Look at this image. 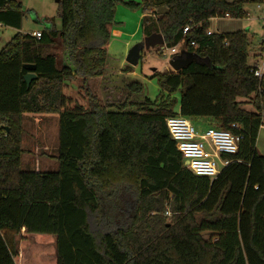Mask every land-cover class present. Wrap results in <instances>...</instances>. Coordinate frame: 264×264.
<instances>
[{
    "label": "trees",
    "instance_id": "16d2710c",
    "mask_svg": "<svg viewBox=\"0 0 264 264\" xmlns=\"http://www.w3.org/2000/svg\"><path fill=\"white\" fill-rule=\"evenodd\" d=\"M57 2L59 26L48 21L39 39L18 31L0 50V264H17L28 234L54 237L56 264H264V82L252 73L264 44L250 64L246 30L207 34L210 19L243 18L263 0ZM118 3L140 9L143 36L184 40L197 58L153 72L155 99L124 76L132 66L109 67ZM23 16L19 0H0L1 24L21 29ZM72 80L84 104L70 105ZM23 113L58 114L56 170L20 169ZM178 113L242 135L215 178L184 166L165 124Z\"/></svg>",
    "mask_w": 264,
    "mask_h": 264
},
{
    "label": "rangeland",
    "instance_id": "374dc122",
    "mask_svg": "<svg viewBox=\"0 0 264 264\" xmlns=\"http://www.w3.org/2000/svg\"><path fill=\"white\" fill-rule=\"evenodd\" d=\"M24 11L21 29L9 27L0 23V50L19 31L21 33L31 32L43 28L47 22L60 25L59 7L57 0H19ZM138 2L140 0H134ZM233 1V0H228ZM253 4H246L245 10L249 16L243 18H217L209 25V30L214 33L233 32L246 30L249 39L248 63L255 59L252 52L258 51L261 41L264 40V12L258 17V12H252ZM256 11L259 9L256 8ZM264 11V10H263ZM141 11L137 8H129L123 4H116L114 23L109 28L108 53L115 55V63L109 67L123 68L127 64L125 56L130 47L142 40L143 34L140 28ZM161 47L156 46L148 50L142 49L141 58L132 71L124 74L129 79L138 81L144 88L145 95L155 99L159 93V85L156 77L152 74L155 71L163 72L171 70L169 67L168 51L164 55ZM263 54V50H262ZM264 55V54H263ZM262 56L259 62L262 60ZM261 60V61H260ZM110 68V69H111ZM78 84H81L80 82ZM75 85H77L75 83ZM68 88V86H66ZM66 90L70 100L76 103L86 101L84 87L76 88V92ZM91 91L100 95L99 80L91 82ZM73 105V104H72ZM71 105V106H72ZM178 104L175 105L177 110ZM244 108L253 110L248 101ZM58 116L52 113H23L21 116L20 147L22 150L20 169L22 171H54L57 168L55 159L58 152ZM255 148L257 152L264 155V126L258 131ZM167 215V214H166ZM169 215V214H168ZM21 240L18 249V264H56L54 237L41 234H32ZM44 236V237H41Z\"/></svg>",
    "mask_w": 264,
    "mask_h": 264
},
{
    "label": "built area",
    "instance_id": "2783aa9c",
    "mask_svg": "<svg viewBox=\"0 0 264 264\" xmlns=\"http://www.w3.org/2000/svg\"><path fill=\"white\" fill-rule=\"evenodd\" d=\"M256 7L257 9H264V0L261 3H257ZM224 17L229 16L225 14ZM188 30L189 26H186L182 32L186 33ZM210 33L211 30H208L207 34ZM31 34L36 39L41 36L39 30L32 31ZM183 43L184 40H180L175 46L170 48L163 44L160 46L161 53L164 55L168 51L169 59H171L175 53L183 50L181 49ZM190 44H194V42L191 41ZM263 54V60L261 59L262 61L260 60L261 62L257 63L252 69L253 75L260 79L263 78L264 73ZM165 124L176 149L182 155L184 166L195 175L206 176L210 179L215 178L221 172V169L230 163L231 159L226 156L237 153L242 139L241 134L234 133L229 129L208 126L204 130H198L191 119L179 113L166 118ZM233 127L235 128L236 126L233 125ZM165 214L168 215L169 212L166 211Z\"/></svg>",
    "mask_w": 264,
    "mask_h": 264
},
{
    "label": "water",
    "instance_id": "95a60500",
    "mask_svg": "<svg viewBox=\"0 0 264 264\" xmlns=\"http://www.w3.org/2000/svg\"><path fill=\"white\" fill-rule=\"evenodd\" d=\"M163 44L164 37L160 33H152L143 36L142 40L138 41L128 49L124 60L128 65L136 66L141 58L142 49L148 50L152 47L162 46ZM195 61H197V58L194 53L181 50L177 56H174L169 60V67L172 71L177 72ZM26 67L29 70L33 69V65H26ZM35 77L36 75L33 72L25 74L24 81L26 85H29L30 81Z\"/></svg>",
    "mask_w": 264,
    "mask_h": 264
},
{
    "label": "crops",
    "instance_id": "0c3cea01",
    "mask_svg": "<svg viewBox=\"0 0 264 264\" xmlns=\"http://www.w3.org/2000/svg\"><path fill=\"white\" fill-rule=\"evenodd\" d=\"M225 1H227V2H231V1H228V0H225ZM234 1V0H233ZM257 4V3H256ZM256 4L254 3L253 4V9H252V12H254L255 14L258 12V17H260V14L261 13H263L264 11V9L263 8H260L259 9V11H256ZM244 10H245V7H244ZM245 12H246V16H249L250 14H249V12L247 11V10H245ZM226 18V17H225ZM227 18H230V17H227ZM217 18H212V19H210V21H209V25L211 24V22L213 21V20H216ZM37 30H40V29H37ZM33 31H36V30H33ZM211 32H213V31H211ZM107 48H108V46H107ZM256 48H258L259 49V47H256ZM257 49V50H258ZM259 51H257V52H252V55L253 54H257ZM253 62H254V59H253ZM252 62V63H253ZM263 82H264V73H263ZM75 83L77 84V81H70V82H68V83H66V85H65V88H64V93L66 94V90L68 89V88H71L70 90H72V91H77L76 90V88L78 89L79 87H78V85H75ZM66 86H68V88H66ZM68 96V95H67ZM70 97V96H69ZM75 103V101L74 100H72L71 101V103H70V105H72V104H74ZM85 102L83 101V103H79V104H84ZM52 114H56V113H52ZM57 116H58V114H57ZM192 122H193V124L197 127V129L198 130H204L205 128H207L209 125H210V122L208 121V120H206V119H196V120H191ZM57 124H58V122H57ZM57 136H58V127H57ZM23 231V230H22ZM28 236H33V235H30V234H28V235H26V237H28ZM44 236H47V235H44ZM44 236H41V237H44ZM26 237H25V239H26ZM20 243H21V241H20ZM20 243H19V246H20ZM18 264V263H17Z\"/></svg>",
    "mask_w": 264,
    "mask_h": 264
}]
</instances>
